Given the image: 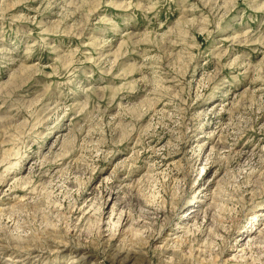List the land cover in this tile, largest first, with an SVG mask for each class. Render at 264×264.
<instances>
[{
    "label": "rangeland",
    "instance_id": "374dc122",
    "mask_svg": "<svg viewBox=\"0 0 264 264\" xmlns=\"http://www.w3.org/2000/svg\"><path fill=\"white\" fill-rule=\"evenodd\" d=\"M0 264H264V0H0Z\"/></svg>",
    "mask_w": 264,
    "mask_h": 264
},
{
    "label": "bare ground",
    "instance_id": "6f19581e",
    "mask_svg": "<svg viewBox=\"0 0 264 264\" xmlns=\"http://www.w3.org/2000/svg\"><path fill=\"white\" fill-rule=\"evenodd\" d=\"M202 170H204V167H202ZM210 186H211V184H209V183H207V184H203L200 188H199V190H198V193H200L202 196H206L207 194H208V191L211 189L210 188ZM201 195H200V200L202 201V197H201ZM197 211H198V208H194V207H192V208H190L185 214H184V216H183V219H182V222L183 223H185V221L186 220H190V218H192L193 216L195 217V215L197 214ZM262 214V213H261ZM104 216H106V221H104V222H101V224L102 225H104V224H106L107 222H110L112 219H113V217L115 216L116 217V223H117V226H120V224L122 223V220H123V217H122V212L121 211H115V209H110V211L109 210H106L105 212H104V214H103ZM259 219V218H258ZM255 221V220H254ZM187 223V222H186ZM260 225H258L257 227H253L252 226V228H251V231L253 230V231H257L256 233H257V235H252V236H250L251 234L249 233V234H247V236H248V240L250 239L251 241H253V240H257V238H259L260 236H259V234H260V232L262 231V228L261 227H259ZM246 232H247V230H245ZM250 231V230H249ZM245 234V233H244ZM261 235V234H260ZM247 236H245V237H247ZM237 240H242V238L241 237H239V236H237V238H236ZM257 242V241H256ZM255 242V243H256ZM232 250H234V255H237V253H239V252H241V254L243 253L242 252V248H239V242H237V244H236V246H234L233 247V249ZM133 254V253H132Z\"/></svg>",
    "mask_w": 264,
    "mask_h": 264
}]
</instances>
